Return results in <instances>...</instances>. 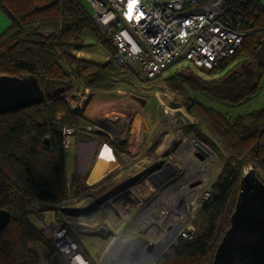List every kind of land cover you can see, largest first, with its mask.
Here are the masks:
<instances>
[{
  "label": "trees",
  "instance_id": "1",
  "mask_svg": "<svg viewBox=\"0 0 264 264\" xmlns=\"http://www.w3.org/2000/svg\"><path fill=\"white\" fill-rule=\"evenodd\" d=\"M256 1L250 0L244 7L242 28L246 34L240 46L219 65L196 68L178 59L152 77H140L130 69L121 70L111 58L98 62L75 54V49L83 47L85 33L110 50L82 0H0V9L9 19L0 33V74L33 75L44 92L38 104L0 113V208L10 212L0 230V264L49 261L55 250L32 215L33 205H58L87 191L80 184L95 149L83 173L76 169L69 181L65 135L77 138L83 133L64 132L65 126L77 122V110L69 109L67 117L57 115L58 102L66 104L62 95L54 93L59 87L67 93L80 88H125L143 95L167 88L194 117L195 125L211 133L224 162L192 221L193 235L178 238L153 264H213L215 248L230 225L244 171L252 167L264 181V105L229 120L191 93L202 90L234 103L255 95L264 74V6ZM171 66L173 71H169ZM238 68L240 74L235 73ZM104 140L110 142L108 137ZM70 186H74L72 195ZM110 187L104 181L98 183L96 194L102 195Z\"/></svg>",
  "mask_w": 264,
  "mask_h": 264
},
{
  "label": "built area",
  "instance_id": "2",
  "mask_svg": "<svg viewBox=\"0 0 264 264\" xmlns=\"http://www.w3.org/2000/svg\"><path fill=\"white\" fill-rule=\"evenodd\" d=\"M82 1L88 6L89 15L102 36L101 41L109 44L110 50L107 51L113 62L121 70L130 69L140 77H152L178 59L190 62L196 68H213L235 53L246 34L242 28L245 20L244 7L250 0H134V3L133 0ZM258 2L260 0L256 1L257 4ZM129 4H133L131 15ZM98 43L101 44L100 41ZM124 116L128 118L130 113L112 114L109 123L116 126ZM70 127L65 126L64 132L89 130L88 133L108 135L113 141L117 138L102 131L96 124H93V128L84 125L73 129ZM123 128L122 124L118 127L120 130ZM95 136L101 139L97 134ZM159 138L161 137L154 136L143 153L139 142L131 145L133 149L127 147L125 140L119 143V147H113L125 166L129 163L141 165L144 156L140 154L150 156V162H145L146 166L142 163L136 182L115 193L108 201L113 199L116 204L115 225L129 221L132 211L142 206L140 212L138 211L142 221L140 229L143 232L142 237L151 244L169 233L166 227L168 224H180L171 245L176 244L178 238L192 237V221L202 203L209 197L210 190L204 189L206 182L201 178L181 180L182 177H187V172L173 152L174 141L170 150L173 158L167 160L172 161L176 167L175 172L147 194L138 192L136 186L164 163L157 150L163 143ZM124 153L129 154L126 160ZM193 155L198 160H203L205 156L198 149L194 150ZM154 196H157L156 201H152ZM91 202L80 193L58 205H50L57 210L60 220L47 219L41 212L42 205L39 203L32 207V211L42 220L43 236L55 253L59 254L63 264H100L89 257L80 239L82 233L98 229L103 221L99 222L92 214L81 212L75 213L74 220H65L62 213L65 208L81 209ZM169 210L174 212V216L167 220ZM117 239L125 243L130 238L115 233L109 244ZM106 251L105 249L102 261Z\"/></svg>",
  "mask_w": 264,
  "mask_h": 264
},
{
  "label": "water",
  "instance_id": "3",
  "mask_svg": "<svg viewBox=\"0 0 264 264\" xmlns=\"http://www.w3.org/2000/svg\"><path fill=\"white\" fill-rule=\"evenodd\" d=\"M129 95L144 105L147 97L134 92ZM44 99V92L33 75L0 74V113H7L22 107L38 104ZM202 154H208L197 147ZM176 170L171 160H165L162 167L150 173L145 180L136 186L141 194H147L159 186ZM139 178H131L95 198L87 207L81 209L65 208L69 214L88 213L101 206L118 191L129 187ZM10 218L7 209L0 208V230ZM169 233L151 244L144 237H134L127 242L117 239L109 249L101 264H153L169 247L180 224H168ZM87 233L107 239L115 231L106 225ZM116 248V250H115ZM107 250V249H106ZM50 264H63L58 253H53ZM213 264H264V181L252 167L246 169L239 181L238 195L230 216V225L217 244Z\"/></svg>",
  "mask_w": 264,
  "mask_h": 264
},
{
  "label": "rangeland",
  "instance_id": "4",
  "mask_svg": "<svg viewBox=\"0 0 264 264\" xmlns=\"http://www.w3.org/2000/svg\"><path fill=\"white\" fill-rule=\"evenodd\" d=\"M260 3L264 6V0H260ZM86 38L89 39L91 44H95V42L96 43L98 42L97 39L95 40V38H93V35H89L88 33H85V39ZM75 50H77V49H75ZM76 52L78 53V51H75V53ZM97 55L99 56V54H97ZM92 58L100 60L99 58H96V56H93ZM180 63L183 64L186 62L181 61ZM177 66H175V67H177ZM171 67H170L169 71H173L174 66H171ZM236 68L237 67H235V69ZM235 73L240 74L241 69L238 68ZM117 90L126 91L122 88H118ZM91 91H93V90H90L88 88H83V89L80 88V89H75L74 91L67 93L64 91L63 87H59L54 91V93H58L59 95H62L65 98L68 110L69 109H76L77 110V112L74 113V117L76 118L77 122L73 125H77L80 123V126L88 125V126H91L93 128L92 123H94V122H91L88 119V116H86L85 114L83 115L80 113V107H86L87 106V104L89 102L88 95L91 93ZM130 91H132V90H130ZM159 92L162 94H167L173 100V102H175V103L178 102V104L181 106L180 109L174 115V117L171 121V126L167 124L166 117H163V119H164L162 121L163 124L161 126L160 125L156 126V128L154 129V135L156 134L155 136H158V137H160L162 134L165 136L167 134V132H169L168 136L166 137V141H167L166 142V148L160 154V156L165 160L173 158V155H172L170 150L172 149V145H173L174 141H176L175 139H176L177 131L180 129L183 131V133L185 135H191L193 137L194 136L200 137L208 146L211 147L212 150L215 151V153H214L215 157L211 159V164H206V169L208 167V169H207L208 177L206 178V180H205L206 183L203 187H204V189L206 188L207 191H209L210 190V187H209L210 183L213 182L214 180H217L219 173H220V170H221V166L224 162V158H223L224 155H223V152H222L220 146L218 145L216 140L212 137V135L209 131H207L203 127H198L197 125H195L194 117L191 116L185 110L183 104L177 99L174 92L170 91L167 88H165L164 91H159ZM191 95L197 101L201 102L205 106H207V107H209V108H211L217 112L222 113L229 120H233L238 114L244 113L246 111L259 109L264 105V74L259 79L258 88H257V92L255 93V95L250 96V97L247 96L240 102L234 103V102H230L228 100L218 99V98H215L212 95H210L209 93L202 91V90L192 92ZM146 97H147L148 103H149V101L155 102L156 97H153L152 94L147 95ZM62 101L58 102V104H57V115L59 117H65V116L67 117V113L66 114L62 113L63 111L66 110L65 105H63ZM137 102L139 103V101H137ZM68 104H69V106H68ZM92 106L95 109L99 105L98 106L92 105ZM93 108H92V110H93ZM158 110L161 112L162 109L159 108ZM182 113L188 114L190 120L184 121L181 118ZM149 121L151 122L152 119H149ZM166 126H167L168 130L165 132L164 129ZM70 128L73 129V128H75V126H72ZM96 130L101 131L99 128H96ZM162 130L165 133H162ZM76 131L83 133L82 134L83 136L74 138L73 135H65V144H66L65 162H66V170H67V179L68 180L72 179L76 169L78 171L77 172L78 174H80V172L83 173V171L82 170L80 171V169L82 167H84L86 165V162H87V159H86L85 163L82 164V159H83L82 158V154H83L82 151L83 150L90 151V157H91V152H93V149H95V153H94L92 159L90 160L91 165H89V167L93 166V164H94V162L97 159L98 154H99L98 153V147L102 143L98 144V146L96 144H97V142L100 143L104 137V136H101L102 139L99 140L98 138H95L96 133H92V134L88 135V134H85V131H83V130L78 129ZM76 131L71 130V131H66V132L69 134V133H73ZM86 131L89 132V130H86ZM93 139H94V141H96V144L94 143V145H93L92 141H90ZM113 146H115V145L113 144ZM115 147L117 148V146H115ZM115 152H116V150H115ZM115 152H114L115 157L119 158L118 153H115ZM204 159H205V156H204ZM119 160H121V159L119 158ZM146 162L149 163L150 160H147ZM120 163L122 165L118 169L112 171L109 175H108V173H106V174L100 176L99 178L95 179L93 182L88 181L87 177L85 178V175H84V177H82V179H81L80 185L82 187H87V191L82 190L79 192V194L80 193L84 194L86 197L89 198V201L91 202L95 198L100 196V195L98 196L96 194L97 188H95V185H97L98 183H101L104 181V184L112 186L109 188V189H112L116 185L120 184L122 182V180L126 179V177L130 178L129 175L125 176V174H128L131 169L133 170V171H131V175L133 174V172H134L133 165L129 163L128 165L125 166L123 162L120 161ZM142 163L144 164V162H142ZM146 165H147V163H145V166ZM88 170L89 169H87L85 173H87ZM139 170H142V168L136 169L135 171H139ZM79 194H77V195H79ZM156 199H157V196H154L152 198V201H156ZM158 200L160 201V199H158ZM141 208H142V206L136 207L132 211V216L129 219V221H127L124 224H120L119 226L117 225L118 227L114 229L115 233H118L119 236H122V234H125V235H130L131 237H137L139 234H143L142 230L140 229L142 221L139 219V214H138V211L140 212ZM41 212L44 213V215L47 219L60 220V216L57 213V210L53 207H49V206L45 207L44 206L42 208ZM62 213H63V218L65 220H74V218H75V214H69L66 212H62ZM85 214L86 215L92 214V216L94 215V219L98 220L99 222L103 221L106 225H112L114 223H117V220L115 218V216H117V208H116L115 201L113 199L105 202L103 205L97 207L95 210L90 211V212L85 213ZM32 215L35 217L34 219L36 220V222L38 224L42 223V220L37 213L34 212V214H32ZM173 216H174V212L172 210H169L167 220H169ZM165 223L166 222H164V224ZM108 240H109V238L103 239L99 236L92 235V234H89L87 232L82 233L81 239H80L82 245L84 246V248L86 249V251L89 253V255L92 257V259L94 261L100 260V252L103 250L104 243H106Z\"/></svg>",
  "mask_w": 264,
  "mask_h": 264
},
{
  "label": "bare ground",
  "instance_id": "5",
  "mask_svg": "<svg viewBox=\"0 0 264 264\" xmlns=\"http://www.w3.org/2000/svg\"><path fill=\"white\" fill-rule=\"evenodd\" d=\"M154 97H156L158 103H151L148 107H145L138 103L130 95L123 93L120 90H116L111 94L95 91L92 92L88 98L89 102L87 106L84 107L83 113L88 116L89 119L91 117H95L96 126L102 131L111 134L113 137H117L116 141L118 143L121 142V139L126 142H129L130 140L127 147L133 149L134 147L131 145L138 143L137 139L139 138V131L134 130V124L130 127V129L123 128L120 130L115 125H111L106 116L119 112L124 114L130 113V118L136 122L141 121V123L145 126V131L148 133L153 132L156 126H161L163 124V117H166L167 124L171 126V121L181 106L178 102H173L167 94H162L159 91L154 93ZM94 99L98 100L95 105H99L95 108L96 110L92 106V100ZM159 108L162 109L161 112L158 110ZM181 118L184 121L190 120L188 114L185 113L181 114ZM149 119H152V121L150 122ZM167 130L168 128L166 126L164 131L166 132ZM164 131L162 130V133H165ZM168 134L169 132H167L165 136L162 134L159 139H162L163 142H167L166 137ZM175 140L176 142L173 146V152L179 161L185 166L187 172V177H182L181 180L188 181L194 177L201 178L203 181L206 180L208 177V167L206 169V164H211V159L215 157V151L212 150L211 147L208 146L200 137L185 135L181 129L177 131ZM197 147L208 153L206 155L204 154L205 159L203 158V160H198L193 155L194 150L198 149ZM123 157L126 160L129 157V154L124 153ZM107 158H110L111 163L107 162ZM116 164V160H114L111 156L110 147L103 144L99 150L98 157L89 172L87 180L94 181L105 174L108 170L115 167Z\"/></svg>",
  "mask_w": 264,
  "mask_h": 264
},
{
  "label": "crops",
  "instance_id": "6",
  "mask_svg": "<svg viewBox=\"0 0 264 264\" xmlns=\"http://www.w3.org/2000/svg\"><path fill=\"white\" fill-rule=\"evenodd\" d=\"M8 25H9V19H8V17L5 15V13L0 9V33L2 32V31H4L7 27H8ZM93 38H95V37H93ZM96 40V39H95ZM75 51H78V53L76 52L75 54L77 55V56H81V57H85V58H88V59H93L92 57L93 56H96V58H99L100 60H97V59H93V60H95V61H98V62H103V61H105L106 59H110V57H109V52L100 44V43H96L95 42V44H91L90 43V41H89V39H84V42H83V47H79V48H77V50H74V52ZM97 54H99V56L97 55ZM122 89H124V90H126V91H121V92H123V93H126V94H128L129 95V92H133V91H130V90H128V89H125V88H122ZM117 89H113V90H110V91H104V90H93V91H91V93L92 92H95V91H98V92H101V93H107V94H111L112 92H115ZM91 93L88 95V97H90V95H91ZM135 93V92H134ZM139 94V93H138ZM139 95H143V94H139ZM152 95H153V97H154V93H152ZM98 100L97 99H94V100H92V102H93V105H95L96 104V102H97ZM147 100L145 101V103H144V105L143 106H145V107H148L151 103H155V104H157V101H156V99H155V102H152V101H149V103L147 102ZM63 105H65V108H66V110L65 111H63L62 113L63 114H68V109H67V103L66 104H64L63 103ZM68 106H69V104H68ZM83 109H84V107H80V113L81 114H83L84 115V113H83ZM95 113H97L96 111H94ZM96 115V114H95ZM68 116V115H67ZM66 117V116H65ZM107 117V119H109L110 117H111V115L109 114L108 116H106ZM88 119H89V117H88ZM146 119H148V118H146ZM91 122H94V123H92V125L93 124H95V117L93 118V117H91L90 119H89ZM90 124V123H89ZM122 124V127H124L125 129H130V127H132L133 126V124H134V130H137V131H139V138L137 139V142H139V144H141L140 146H142L143 147V151H142V153L143 152H145V147L146 146H148V143L152 140V138L156 135H154V131L153 132H151V133H148L147 131H145L146 129H145V126L141 123V121H135V120H132L130 117H128V118H126V116H124L123 118H122V121H121V123L119 122V123H117L116 124V127L118 128L120 125ZM73 126H75V127H80V123L79 124H77V125H73ZM84 126H88V125H84ZM85 134H88V135H90V134H92V133H88V132H86L85 131ZM97 134V133H96ZM97 136H100V135H97ZM101 137V136H100ZM133 137V136H132ZM74 138H76V136H74ZM95 138H97L96 136H95ZM99 139V138H98ZM101 139H102V137H101ZM77 140V139H76ZM100 140V139H99ZM90 141H92V143H93V145H94V143L96 144V141H94V139L93 140H90ZM121 141H123L122 139H121ZM129 142H130V140H129ZM129 142H127V143H129ZM163 142V141H162ZM102 143V144H101ZM98 144H101L99 147H98V153H99V150H100V148L103 146V144H106V145H108L109 147H110V149H111V156H112V158L114 159V160H116V162H117V164L115 165V167H113V168H111L110 170H108L106 173H108V175L112 172V171H114V170H116V169H118L122 164L120 163V161H122V160H119V158H117V157H115V155H114V151H113V147H115V146H119V143L118 142H116V141H113V142H105V140H104V137H103V139L101 140V142L99 143V142H97V146H98ZM113 144L115 145V146H113ZM135 144V143H134ZM112 145V146H111ZM123 146V145H122ZM139 146V145H138ZM97 148V147H96ZM166 148V142H163L162 144H161V146L157 149L158 150V152H160V154L164 151V149ZM141 156H144L143 157V159L141 160V165H135V164H133V167H134V172H133V174L131 175V171H133L132 169L130 170V172L128 173V174H125V176L126 175H129V177L131 178L132 176H134L135 174H138L141 170H139V171H135L136 169H139V168H142V162H146L147 160H149L150 159V156H148L147 154H140ZM89 156H90V151H89V154L86 156V158H87V160L89 159ZM93 157V156H92ZM161 157V156H160ZM92 159V158H91ZM90 159V160H91ZM107 162H109V163H111V160H110V158H107ZM139 164V163H138ZM89 165H91L90 164V161H89ZM89 165H88V168L87 169H89L88 171H87V173H85V178L86 177H88V175H89V172H90V169L92 168V166L91 167H89ZM86 166V165H85ZM85 166L84 167H82L81 169H80V171L82 170H84L85 169ZM132 168V167H131ZM128 172V171H127ZM126 172V173H127ZM81 173V172H80ZM105 173V174H106ZM75 174H76V171L74 172V176H75ZM104 175V174H103ZM131 175V176H130ZM125 178V177H124ZM127 179H129V178H127L126 177V179H124V180H122V182H124V181H126ZM69 181H71V180H69ZM92 182V181H91ZM72 185V184H71ZM74 187V186H73ZM72 186H70V192H71V195H72V191L74 190V188H73ZM79 194V193H78ZM140 194H141V192H140ZM77 195V194H76ZM74 195H72V196H70V197H73ZM45 207H48V206H45ZM49 207H50V205H49ZM94 216V215H93ZM125 234H122V236H124ZM125 236H127V237H129L130 239H132V238H134V237H131L130 235H125ZM139 237H142V234H139L138 235ZM137 236V237H138ZM109 240H110V238H109ZM109 240L106 242V243H104V245H103V250L100 252V260L99 261H96V262H99L100 264H101V262H102V260H101V258H102V256H103V253H104V250L106 249V246H107V244H108V242H109ZM83 246V245H82ZM84 250L86 251V249L84 248ZM87 252V251H86ZM87 254L89 255V253L87 252ZM89 257H91L90 255H89ZM92 258V257H91ZM35 264H50V262L47 260V259H42L41 261H39L38 263H35Z\"/></svg>",
  "mask_w": 264,
  "mask_h": 264
},
{
  "label": "flooded vegetation",
  "instance_id": "7",
  "mask_svg": "<svg viewBox=\"0 0 264 264\" xmlns=\"http://www.w3.org/2000/svg\"><path fill=\"white\" fill-rule=\"evenodd\" d=\"M150 95H151V94H150ZM142 96H145V97H146L147 95H142ZM100 134H101V133L97 132V135H100ZM100 136H101V135H100ZM103 136H104V137H108V138L110 139V142H113V139H112L111 137H109L108 135H103ZM111 146H112V145H111ZM83 149H84V148H83ZM115 150H116V148H114L113 151L115 152ZM87 152H88V153H87ZM82 153H83V154H82V158H83V159H82V164H84L85 161H86V159H87L86 156L89 154V151L83 150ZM115 153H117V151H116ZM161 159L165 161V159H163L162 157H161ZM102 224H103V225H106V224H104V222H103ZM106 226L109 227L110 229H112V230L114 231V229L117 228L119 225L117 226V225H115V224H112V225H106ZM108 238H111V236H109ZM108 238H107V239H108ZM109 241H110V240H109ZM109 243H110V242H108V244H107V246H106L107 251H108L109 249H111L112 245H113L115 242H114V243H111V245H110ZM115 250H116V248H115ZM107 251H106V252H107Z\"/></svg>",
  "mask_w": 264,
  "mask_h": 264
},
{
  "label": "snow or ice",
  "instance_id": "8",
  "mask_svg": "<svg viewBox=\"0 0 264 264\" xmlns=\"http://www.w3.org/2000/svg\"><path fill=\"white\" fill-rule=\"evenodd\" d=\"M133 3H134V0H133ZM132 8H133V4H129V15H131Z\"/></svg>",
  "mask_w": 264,
  "mask_h": 264
}]
</instances>
